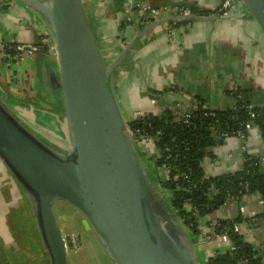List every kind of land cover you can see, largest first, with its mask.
Returning a JSON list of instances; mask_svg holds the SVG:
<instances>
[{
	"label": "water",
	"instance_id": "water-1",
	"mask_svg": "<svg viewBox=\"0 0 264 264\" xmlns=\"http://www.w3.org/2000/svg\"><path fill=\"white\" fill-rule=\"evenodd\" d=\"M43 21L55 64L47 56L37 74L36 105L49 104L63 136L48 141L0 98V161L30 208L40 248L49 264H69L67 244L54 205L64 202L79 214L93 264L99 252L108 264H204L198 241L186 230L133 137L117 95L119 73L148 31L182 19H152L134 25L136 35L111 59L102 54L83 0H18ZM264 34V0H240ZM134 16V14H132ZM216 15H212V18ZM141 27V29H140ZM164 32V29H163ZM259 173L264 175V161ZM244 240V239H243Z\"/></svg>",
	"mask_w": 264,
	"mask_h": 264
},
{
	"label": "crops",
	"instance_id": "crops-1",
	"mask_svg": "<svg viewBox=\"0 0 264 264\" xmlns=\"http://www.w3.org/2000/svg\"><path fill=\"white\" fill-rule=\"evenodd\" d=\"M83 2L102 54L108 60L136 35L135 24L149 22L141 15L145 10L139 6L145 2L149 8L186 2L211 11L219 5L218 0ZM212 15L208 14L211 21H180L170 32L165 31V25L155 27L143 37L142 46L124 60L128 69L119 73L117 95L127 120L137 112L154 114L189 108L196 97L212 107L225 109L231 105L227 92L234 86H242L254 104L264 105V34L260 25L240 1L233 11L225 15L215 14L213 18ZM39 34L48 35L42 19L32 9L18 0H0V43H34ZM48 38L52 42L50 36ZM45 56L55 64L50 53L39 51L20 60L14 55L10 62H3L5 55L0 51V92L27 120L34 117L38 122L42 117L36 110L32 112L30 107L34 106L32 101H37V74ZM58 128L62 129L61 124ZM212 151L215 159L205 166L207 175L241 169L245 155H264V142L258 128L254 127L245 141L232 137L214 146ZM217 167L220 172L216 171ZM3 185L0 180V196L7 205L2 218L5 222L0 218L1 247L8 258L19 259L21 264H47L44 251L34 241L33 228L24 225L25 221L29 223L27 202L17 193H11L9 185L8 189L6 184L4 188ZM261 200L257 193L245 194L239 202L229 200L218 210L199 219L196 233L189 229L191 237L198 241L196 253L203 263L209 256L228 249V243L220 238L212 224L220 219H232L240 211H244L240 214L243 218L252 219L263 208ZM58 203L64 202L55 204ZM56 210L57 207V215ZM241 229L245 241L263 248L264 253V217L254 224L242 223Z\"/></svg>",
	"mask_w": 264,
	"mask_h": 264
},
{
	"label": "trees",
	"instance_id": "trees-1",
	"mask_svg": "<svg viewBox=\"0 0 264 264\" xmlns=\"http://www.w3.org/2000/svg\"><path fill=\"white\" fill-rule=\"evenodd\" d=\"M218 1V7L212 11L202 10L186 2L174 4L189 7L194 15H218L224 12L220 6L222 0ZM180 21L191 22L189 19L177 22ZM45 36L39 34L34 44L41 46ZM0 51L5 55L3 62H10L16 54L12 43H5ZM39 52L45 53L46 45H42ZM230 92L229 89L227 93L231 105L225 109L210 108L203 99L196 97L187 123L174 121L175 114L171 110L144 113L128 122L131 131H138L133 136L136 140L141 134L152 137L158 154L154 164H150L151 171L158 177L154 167L168 170L170 180L162 182V187L171 191L172 207L184 226L195 233L198 231L199 219L218 210L229 200L239 202L245 194L258 193L264 204V175L259 173L260 157L245 155L242 168L232 172L213 176L205 172L203 159H215L212 148L225 142L222 134L232 135L244 123L250 122L258 128L264 142V105L254 104L242 86H236V91L231 95ZM249 112H254V117L251 118ZM181 173L187 174L188 179L183 178ZM261 217H264V207L253 219L238 214L232 219L217 220L215 231L226 234L235 250L230 248L217 252L209 256L204 264H264L263 248L244 241L243 235L233 229L236 223L246 222L250 225L258 222ZM11 260L0 246V264H13Z\"/></svg>",
	"mask_w": 264,
	"mask_h": 264
},
{
	"label": "built area",
	"instance_id": "built-area-1",
	"mask_svg": "<svg viewBox=\"0 0 264 264\" xmlns=\"http://www.w3.org/2000/svg\"><path fill=\"white\" fill-rule=\"evenodd\" d=\"M239 1L240 0H222V3H221L220 6L224 10V12L222 14H220V15H225L228 12L233 11L237 7V2H239ZM190 13H191L190 9L187 6L184 7V6H178V5H174V6L162 5V6H158V7H150V8H148V14L151 16L152 19H154V18L157 19V18L165 17V16L188 15ZM48 36L49 35H47V37L45 36L43 38V40L41 41L42 42L41 46L42 45H46V52L50 53L53 57H55L54 47H53L52 42H50ZM0 41H1V38H0ZM4 44H5L4 42L0 43V46H1L2 50L4 48ZM41 46L40 45H36L34 43H28V44H14L13 48L16 51L15 56L17 58H22L23 56H26V55L31 56V54L38 52L41 49ZM230 91H231L230 92V95H231L232 93H234L236 91V86L230 88ZM206 105H208V104H206ZM208 106L210 108L212 107L210 105H208ZM190 108H191V106L189 108H184L182 110H178V111H175V112L172 111L175 114L174 121L187 123L188 119H189V115H190V113H189ZM212 108H215V107H212ZM143 114H144L143 112L135 113L133 115V117L130 119V121L135 119L136 117L142 116ZM204 114H207V113H204ZM211 114L213 115L214 113H211ZM249 116L251 118L254 117V112H249ZM254 127L257 128L256 126H253L252 123L247 122V123H244L243 126H240L239 129H237L234 133H232V135H228L226 133H224L222 135H224L225 141L227 139H229V138H232V137L238 138L240 141H245L246 138L248 137L249 133L251 132L252 128H254ZM137 132L138 131H131L133 136ZM135 139H136V137H135ZM137 142H138L141 150H143L145 152V157L147 159H151L152 160L151 164H154V161H155V158H156L158 152H157V150H156V148L154 146V142H153L152 137L144 135V134H141V136H139L137 138ZM258 157H260V163H261V161H264V155L258 156ZM244 160H245V157H244ZM210 161L211 160L208 157H204V159H203L204 168ZM154 168L156 169L157 176H158L157 179H158V181H159L161 186H162V184H161L162 182L170 180L169 172H168V170L166 168H164V167H154ZM181 176L183 178H185V179H188V175L187 174L181 173ZM208 176H213V175H208ZM260 199H262V198L260 197ZM261 203H262V207H264L263 200H261ZM187 208H189L188 205H187ZM261 211L259 213H261ZM240 212L242 213L244 211H240ZM258 214H256V215H258ZM256 215H254L252 217V219L255 218ZM215 223H216V221L212 224V227L215 226ZM245 224H247V223L245 222ZM233 229L235 231H237V232L242 234L241 224H237L236 223L234 225ZM218 235L220 236V238L223 241L228 243V249L231 248L232 250H235V247L234 246L232 247V245L230 244L226 234H219L218 233ZM243 239H244V236H243ZM244 241H245V239H244ZM69 242H72L74 245H76L78 243L77 236H75V234L70 235L69 236Z\"/></svg>",
	"mask_w": 264,
	"mask_h": 264
},
{
	"label": "rangeland",
	"instance_id": "rangeland-1",
	"mask_svg": "<svg viewBox=\"0 0 264 264\" xmlns=\"http://www.w3.org/2000/svg\"><path fill=\"white\" fill-rule=\"evenodd\" d=\"M17 59L20 60L19 58H17ZM38 105L39 104H36L35 106H38ZM39 121L40 120H38V123H39ZM45 124H46V122H45ZM45 124H40L39 126L37 125V127L44 129ZM59 130H60V128H59ZM60 131H62V129ZM147 161L150 165L151 162L149 161V159H147ZM216 171L220 172L221 170L217 167ZM222 173H225V172H222ZM219 174H221V173H219ZM170 192L171 191H167V195H168L167 199L168 200H170V196H171ZM55 205H54V209L57 207L56 211H57V216H58V222H59V225L62 229V234L66 240V243H67V257H68L69 264H93L92 259L90 257V253H89L87 247L85 246V242H84V236H86V235H89L90 237H92V236H91V233H90L89 229L87 228L83 218L79 214H77V212L75 210H73L74 208H72L71 206H69L66 203H63V204L58 203V205L57 204H55ZM66 209H70L71 211L66 210ZM3 210L7 211V205H6L3 197L0 196V214L3 213ZM3 221L5 222V219L1 220V222H3ZM28 222L29 223H27L25 221L24 225L27 224V225H29V227L33 228L34 241L39 243V237H38L37 232H35L36 228H35V225L32 221L31 214L29 215ZM16 224L18 225V222H16L14 224V227L16 226ZM186 228H187L186 230L189 233L190 230L188 229L187 226H186ZM72 234H75V236H77L78 243L76 245H74L72 242H69V236ZM21 244H22V246H24V243H21ZM0 246H1V244H0ZM95 246H96V248H98V246L96 244H95ZM26 251H27V248H26ZM97 255H98V259L100 261V264H105V262H104L105 258L103 257L101 252L98 251ZM13 259L11 260V261H14V262H11L13 264H21L22 263L19 259H17V260L15 258H13ZM45 260H46L47 264H49L46 256H45Z\"/></svg>",
	"mask_w": 264,
	"mask_h": 264
},
{
	"label": "flooded vegetation",
	"instance_id": "flooded-vegetation-1",
	"mask_svg": "<svg viewBox=\"0 0 264 264\" xmlns=\"http://www.w3.org/2000/svg\"><path fill=\"white\" fill-rule=\"evenodd\" d=\"M0 98L2 100H4L14 111H16V109H14V107L12 105L11 100L9 101L5 96H3L1 94V92H0ZM12 99H14V97H12ZM35 99H37V98H35ZM15 101L17 102V100H15ZM30 108L32 109V112H34V110H36L37 115H38V113H39V115L40 114L42 115V117L40 118V121H39L40 124H45V122H46L44 129H41V128L37 127V125L39 126L40 124L34 119V117H32V118L30 117L31 119H29V120H31V121L22 117L30 125V127L32 129L41 133L46 138V140L51 141V142L56 140V139L59 140L63 136V129H62V131H60L61 129L59 130V128H58V124H62L61 120L56 117L54 109L51 110L49 104H46V105L42 104V106H36V107L34 105V106H31ZM16 113L19 114V112H17V111H16ZM0 180H1V184L2 183L4 184L3 188L6 184L7 185L6 187L8 189V185H9L10 189H11V193H17L18 195H20L24 198L21 189L19 188L17 183L14 181V179L11 177L10 173L8 172L6 167L1 163V161H0ZM0 193H1V191H0ZM25 201H26V199H25ZM27 207H28V203H27ZM3 215H4V212L2 214H0L1 220L3 218ZM96 249L98 252L99 251L98 248H96ZM104 262H105V264H108V261L106 259H104Z\"/></svg>",
	"mask_w": 264,
	"mask_h": 264
}]
</instances>
